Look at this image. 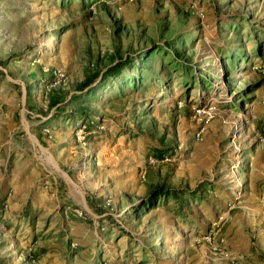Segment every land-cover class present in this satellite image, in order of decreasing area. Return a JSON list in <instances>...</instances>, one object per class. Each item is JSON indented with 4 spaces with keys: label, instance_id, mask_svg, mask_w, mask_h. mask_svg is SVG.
Instances as JSON below:
<instances>
[{
    "label": "rangeland",
    "instance_id": "374dc122",
    "mask_svg": "<svg viewBox=\"0 0 264 264\" xmlns=\"http://www.w3.org/2000/svg\"><path fill=\"white\" fill-rule=\"evenodd\" d=\"M0 103L29 195L0 264H249L222 238L264 193V0H0Z\"/></svg>",
    "mask_w": 264,
    "mask_h": 264
},
{
    "label": "crops",
    "instance_id": "0c3cea01",
    "mask_svg": "<svg viewBox=\"0 0 264 264\" xmlns=\"http://www.w3.org/2000/svg\"><path fill=\"white\" fill-rule=\"evenodd\" d=\"M21 114V111L18 112ZM19 155V157H17ZM0 220L5 212H14L19 209L22 202L27 205L29 195L25 199L20 186V176L15 173L18 161H24V153L17 154V151L0 143ZM5 161V162H4ZM29 165H25L26 171ZM23 169V171H24ZM29 174L25 173V177ZM243 204L230 206L228 208L229 221L224 228L222 241L232 252L240 255L249 264H264V222L260 219L261 207L264 200V193L256 188L250 191ZM251 196V198H248ZM24 200V201H23ZM238 214L240 220L234 221ZM194 256V255H192Z\"/></svg>",
    "mask_w": 264,
    "mask_h": 264
},
{
    "label": "trees",
    "instance_id": "16d2710c",
    "mask_svg": "<svg viewBox=\"0 0 264 264\" xmlns=\"http://www.w3.org/2000/svg\"><path fill=\"white\" fill-rule=\"evenodd\" d=\"M127 61L125 60H117L113 65L109 66L100 76V80H104L106 77H111V76H116L126 65H127ZM97 77H86V79L83 81V83L80 85L81 88H84L86 86H88L89 84H91ZM57 101L56 100H52L49 104L50 105H54L56 104ZM181 192V191H180ZM184 195H190L191 191H182ZM154 193L157 196H170V191L169 189H163V188H159L156 189L154 191ZM177 193V192H175ZM174 193V194H175ZM89 204H91L92 206L94 205V202L92 200L89 199Z\"/></svg>",
    "mask_w": 264,
    "mask_h": 264
},
{
    "label": "built area",
    "instance_id": "2783aa9c",
    "mask_svg": "<svg viewBox=\"0 0 264 264\" xmlns=\"http://www.w3.org/2000/svg\"><path fill=\"white\" fill-rule=\"evenodd\" d=\"M0 112H1V103H0Z\"/></svg>",
    "mask_w": 264,
    "mask_h": 264
}]
</instances>
